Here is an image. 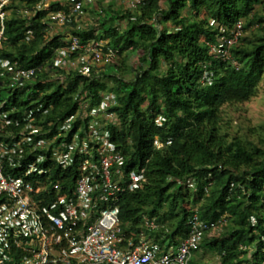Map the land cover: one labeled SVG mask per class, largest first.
Returning <instances> with one entry per match:
<instances>
[{"label":"trees","instance_id":"trees-1","mask_svg":"<svg viewBox=\"0 0 264 264\" xmlns=\"http://www.w3.org/2000/svg\"><path fill=\"white\" fill-rule=\"evenodd\" d=\"M37 2L10 0L4 7L0 113L8 124L0 125V139L20 141L23 148L21 157L3 162L5 174L21 175L42 155L38 165L45 170L47 200L57 194L72 198L80 159L75 154L73 164L62 168L52 147L37 150L35 142L69 141L82 116L110 93V111L117 115L107 124L110 139L126 158L125 167L145 171L139 187L117 202L125 238L146 235L167 249L187 236L196 208L201 220L215 223L193 251L201 258L214 256L205 264H264V124L239 132L228 117L229 108L257 94L264 78V0H146L139 12L112 2L104 13L87 4L90 21L83 25L72 17L52 36L45 30L47 9L33 11ZM62 7L54 2L49 9ZM238 21L242 33L230 47L235 66L215 56L209 44ZM71 35L102 39L118 62L88 72L56 66L58 51L69 58L80 53L69 51ZM5 60L10 67L3 66ZM30 67L34 75L12 86L14 72ZM28 113L40 132H30ZM73 115L72 127L58 128ZM167 139L168 145L156 146V140ZM92 151L96 161L98 152ZM17 160L25 166L16 167ZM146 218L154 219L156 228L147 229Z\"/></svg>","mask_w":264,"mask_h":264},{"label":"built area","instance_id":"built-area-1","mask_svg":"<svg viewBox=\"0 0 264 264\" xmlns=\"http://www.w3.org/2000/svg\"><path fill=\"white\" fill-rule=\"evenodd\" d=\"M10 0H0L1 33L4 29L5 6ZM146 0H38L33 11L47 9L45 30L52 36L71 21L72 17L82 19L83 7L95 4L104 13L107 6L115 2L132 12H139ZM61 2L62 8L51 10L49 6ZM212 23V22H211ZM242 21H238L228 32L220 36L218 43L209 44L210 51L217 57L229 59L239 66L230 51L242 33ZM226 31L223 29V32ZM69 51L80 50L76 58H69L60 50L54 60L56 66L66 70L78 69L88 72L97 67L117 61L113 51H105L102 39L82 40L76 36L68 37ZM8 60L3 66L10 67ZM35 73V68H20L14 72L12 86H22ZM206 74V73H205ZM113 95L103 93L101 102L88 111L89 116L101 118L77 135L81 125L74 131L71 139L56 142L54 138H40L34 148L44 150L52 147L53 157L62 168L80 159L81 174L76 181L74 198L57 194L47 201L43 175L44 168L38 163L44 157L38 155L31 161L21 175H7L3 162L21 157L23 148L20 141L0 139V264H189L203 238L204 230L214 227V222L201 220L194 208L189 219L187 236L167 249L141 235L137 241L126 239L118 226L120 196L126 191L139 187L144 178V170L125 167L126 158L117 150L110 139L107 128L115 122L117 115L110 111ZM75 115L58 124V128L69 129ZM33 113H28L30 132H40L42 126L30 124ZM164 116L159 114L156 123L161 125ZM8 124L0 113V125ZM170 140H156L157 147L168 145ZM31 144V143H30ZM98 158L93 161L94 153ZM76 154V158H75ZM16 167L25 163L17 160ZM147 229L156 228L154 219H145Z\"/></svg>","mask_w":264,"mask_h":264},{"label":"rangeland","instance_id":"rangeland-1","mask_svg":"<svg viewBox=\"0 0 264 264\" xmlns=\"http://www.w3.org/2000/svg\"><path fill=\"white\" fill-rule=\"evenodd\" d=\"M96 7V6H95ZM94 14V12H93ZM92 16L91 12H85V15L81 19V23L85 25L88 21L91 20ZM135 56L133 57V62L135 60ZM118 62V61H116ZM115 63V62H113ZM108 64L100 65L102 67L106 66ZM99 66V67H100ZM230 109V114L228 113V117L231 118L232 122V129L237 130L241 132V129H245L246 126H259L261 124H264V78L262 79L257 94L252 97L250 100L245 101L239 105L232 106ZM89 117V118H88ZM100 115L95 116H88L87 113H85L82 116L83 123L81 125V128L77 131V135H80L82 131H85L86 128H88L89 125L93 121H96L100 119ZM244 127V128H242ZM202 254H200V251H197L192 255V264H205L207 262L213 261L214 256L201 258Z\"/></svg>","mask_w":264,"mask_h":264},{"label":"clouds","instance_id":"clouds-1","mask_svg":"<svg viewBox=\"0 0 264 264\" xmlns=\"http://www.w3.org/2000/svg\"><path fill=\"white\" fill-rule=\"evenodd\" d=\"M75 188H76V186H75ZM75 191V190H74ZM44 194H45V190H44V192H43ZM65 195V194H64ZM66 197L68 198V196L66 195ZM72 198H74V192H73V197ZM47 199V198H46ZM68 199H71V198H68ZM47 201H50V200H47Z\"/></svg>","mask_w":264,"mask_h":264},{"label":"bare ground","instance_id":"bare-ground-1","mask_svg":"<svg viewBox=\"0 0 264 264\" xmlns=\"http://www.w3.org/2000/svg\"><path fill=\"white\" fill-rule=\"evenodd\" d=\"M15 175H17V174H15Z\"/></svg>","mask_w":264,"mask_h":264},{"label":"crops","instance_id":"crops-1","mask_svg":"<svg viewBox=\"0 0 264 264\" xmlns=\"http://www.w3.org/2000/svg\"><path fill=\"white\" fill-rule=\"evenodd\" d=\"M83 19V18H82ZM92 19V18H91Z\"/></svg>","mask_w":264,"mask_h":264}]
</instances>
